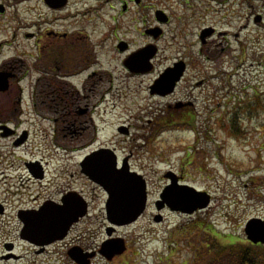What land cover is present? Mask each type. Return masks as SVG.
Returning <instances> with one entry per match:
<instances>
[{
  "label": "rangeland",
  "instance_id": "374dc122",
  "mask_svg": "<svg viewBox=\"0 0 264 264\" xmlns=\"http://www.w3.org/2000/svg\"><path fill=\"white\" fill-rule=\"evenodd\" d=\"M166 1L160 0V7L167 6ZM207 1L171 0L175 22L165 25L163 36L156 41L160 49L157 68L162 73L165 65L171 62V56L184 58L198 50V10ZM232 1L234 7L229 6L231 0L211 1L218 10L232 16L221 24L210 14L208 22L216 23L215 27L224 31L225 35L220 36L218 42H223L225 47L226 40L231 38L235 48L234 36L239 34L238 58L234 61L226 58L225 67L220 64L216 70L214 61L207 60L208 73L204 71L202 75L192 71L197 62L191 59L193 69L175 93H171L170 99L160 97L168 94L162 93L166 90L164 86L159 87L161 93L151 94L150 87L155 88L161 77L153 82L156 72L131 76L121 66L122 56L111 52L114 40L110 37L121 36L137 44L141 41L133 28H128L125 37L121 30L111 35L103 25L88 26L83 32L90 35L92 44L96 46L106 41L103 48L96 46L101 60L96 69L108 70L105 90L111 86L109 91L96 92L91 100L92 105H97L92 109L94 123L101 128L97 141L92 140L94 125L87 122L89 118L85 115L81 116L82 123L77 125L80 132L74 138L69 134L53 140L50 125L46 140L34 132L30 141L16 151L19 155L14 153L13 156L46 157L49 161L47 181L38 184L26 181L19 168L16 170L17 164L12 170L11 154L5 152L0 155V173L5 171L11 177L6 179L7 184L5 179L0 182V198H10L7 192L17 191L15 185L24 179L17 199L27 201L39 195L57 198L62 189L63 195L74 189H84L86 196L92 197L89 199L95 201L96 198L91 214H100L104 199L98 194L102 192H95L96 188L82 175L80 162L93 148L109 143L120 158H130L132 166L147 180L149 191V208L137 223L125 229L130 246L114 264H205L197 251L201 248L197 247L200 242H209L212 247L231 242L242 248L251 244L246 237V224L257 218L264 220V23L254 21L257 14L264 20V0ZM232 8L239 12L231 13ZM32 16L34 18V13ZM44 18L37 19L38 23ZM177 21L181 22L180 29ZM245 26L248 31L243 30ZM104 36L107 37L103 41ZM173 41L177 44L172 48L178 44L182 46L180 53L167 49ZM200 81H205L208 87L203 88ZM190 101L193 105H188ZM181 117L187 123L174 121ZM120 128L127 131L122 133ZM170 177L207 192L210 196L208 208L194 215L165 208L157 210L155 204L170 183ZM10 216H14V212ZM155 217H161L158 223ZM8 222L16 220L13 222L9 218ZM5 226L3 231L15 232L14 225ZM17 252L25 254L20 247ZM0 264L26 263L0 260Z\"/></svg>",
  "mask_w": 264,
  "mask_h": 264
},
{
  "label": "flooded vegetation",
  "instance_id": "af4514ba",
  "mask_svg": "<svg viewBox=\"0 0 264 264\" xmlns=\"http://www.w3.org/2000/svg\"><path fill=\"white\" fill-rule=\"evenodd\" d=\"M211 1L213 0L205 2L201 10H198L200 13L198 50L193 53H191L193 50H188L191 55L184 58L180 55L171 56V62L163 69L166 72L175 70L179 66L183 72L172 94L189 75L191 59L197 62L194 70L193 68L191 70L202 75L204 71L205 74L208 73L207 60L214 61L216 70L220 64L222 68L225 67L226 58L234 61L240 54L239 34L234 36L237 41L235 48L231 38L226 40V47L223 42H218L219 37L225 33L215 27L216 23L208 22V15L212 14V18H216L217 22L222 24L223 20L230 19L232 14L218 10ZM166 4L168 5L160 7V0H0V155L5 152L11 154L12 170L17 164L16 170L19 168L21 177L25 176L26 181L33 184L47 181L46 168L44 169L47 165L46 157L33 160L26 159L23 155L17 158L13 156L14 153L19 155L17 152L30 141L34 132L44 140L48 138L50 131H52L50 137L55 140L60 139L61 136L67 137L69 134L74 138L75 134L80 132L77 125L82 123L83 115L89 118L87 122L94 125L93 141L101 132V128L94 123L92 116L97 105H92L91 100L96 92H106L111 89L110 86L105 90L109 78L108 70L96 69V65L101 61L96 46L103 48L107 36L103 38L105 43H97L95 46L90 40V35L84 33L88 26L103 25L104 28L109 29L108 33L111 35L121 30L125 37L128 28H133L141 39L138 44L121 36L109 38L114 40L111 52L122 56L123 70L131 76L156 72L153 82L165 73L157 68L160 49L156 41L163 36L164 26L170 25L172 21L175 22V18L171 15V0H167ZM229 6L234 7L232 0ZM232 12L237 14L239 10L232 8ZM42 18L44 19L40 21L43 22L38 23L37 19ZM254 21L257 24L264 23L263 16L257 14ZM178 23L180 29L181 22ZM243 30L248 31V26ZM263 35L259 36L263 37ZM135 44L137 46L133 47ZM176 44L173 41L167 49L180 53L182 50L180 44L172 48ZM199 84L205 89L208 87L205 81H200ZM150 90L152 94V86ZM171 93L157 96L170 99ZM188 105H193V102H188ZM174 121L179 123L184 122V119L181 117ZM41 129L44 131L42 132ZM102 148L115 150L109 144H103L93 148L91 152L101 151ZM123 159L118 158L117 169L122 167ZM43 161L45 165L42 164ZM128 164L132 170H135L130 158ZM0 175L4 177L0 182L11 177L7 176L5 171ZM84 177L89 181L86 176ZM7 183L6 180L5 184ZM91 184L97 186L92 181ZM63 190L57 198H42L39 195L24 201L16 198L21 194L18 191L7 192L11 199L0 198V252L2 253L0 260L24 261L26 264H52L51 258L55 256L57 259L60 257L63 259L62 264H74L68 256L69 252L76 249L82 254L80 258L84 264H99L102 260L105 264H114L126 254L129 244L125 229L129 226L112 224L106 216L105 207L100 214L91 216V205L95 204L93 199H89L92 198L91 196L88 198L89 212L71 228V236L62 246L67 249L66 252H61V247H56L61 245V242H55L50 246L37 245V241L44 240L42 234L35 237L36 241L23 237L25 226L23 219L35 217L47 204L60 206ZM105 203L104 199V206ZM12 212L14 216H10ZM9 218L13 222L15 219L16 222H8ZM5 224L14 225L15 232L3 231ZM111 240L114 241L112 245L104 246ZM119 241H123L126 245L122 253L115 252ZM18 247L25 254L18 253Z\"/></svg>",
  "mask_w": 264,
  "mask_h": 264
},
{
  "label": "water",
  "instance_id": "95a60500",
  "mask_svg": "<svg viewBox=\"0 0 264 264\" xmlns=\"http://www.w3.org/2000/svg\"><path fill=\"white\" fill-rule=\"evenodd\" d=\"M171 72L175 74L171 75ZM182 74L179 66L175 70L166 71L165 75L156 82L153 92L161 93L159 89L161 86L166 88L162 93L172 92ZM81 165L83 173L103 186L108 192L107 209L112 222L131 223L144 211L147 203L145 180L136 172H129L126 166L123 169H117L115 156L112 152L102 150L93 153L86 157ZM165 203L172 210L192 214L199 209L208 207L210 196L207 192L198 191L192 186L179 184L178 180L173 177L172 184L168 185L161 194V201L157 203L158 209L163 208ZM85 214V201L74 194L67 195L63 198V205L47 204L35 217L23 219L25 223L23 237L36 241L35 237L42 234L41 237L44 240L37 241V245H49L55 241L63 240L71 226ZM245 232L253 243H264V220L249 221L246 224ZM80 254V251L76 249L69 252L72 259L83 264Z\"/></svg>",
  "mask_w": 264,
  "mask_h": 264
},
{
  "label": "trees",
  "instance_id": "16d2710c",
  "mask_svg": "<svg viewBox=\"0 0 264 264\" xmlns=\"http://www.w3.org/2000/svg\"><path fill=\"white\" fill-rule=\"evenodd\" d=\"M187 121L184 120L186 123ZM214 234V232H210ZM197 247H201L197 249ZM196 249L205 264H264V246L262 244H247L246 247H236L234 242L224 246L212 247L210 243L201 244Z\"/></svg>",
  "mask_w": 264,
  "mask_h": 264
}]
</instances>
